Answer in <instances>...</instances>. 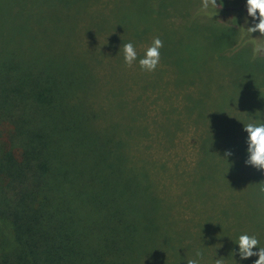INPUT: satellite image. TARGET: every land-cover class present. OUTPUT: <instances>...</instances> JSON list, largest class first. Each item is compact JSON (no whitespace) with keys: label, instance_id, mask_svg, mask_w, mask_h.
Here are the masks:
<instances>
[{"label":"rangeland","instance_id":"1","mask_svg":"<svg viewBox=\"0 0 264 264\" xmlns=\"http://www.w3.org/2000/svg\"><path fill=\"white\" fill-rule=\"evenodd\" d=\"M155 2L159 3L0 0V47L28 35L27 28L38 42L51 36L44 43L50 44L49 57L60 67L88 73L84 82L101 87L110 103L125 102L134 111L143 108L136 131L174 137L170 147L135 149L128 168L162 184L158 197L165 206L161 208L186 203L189 218L182 210L168 208L170 224L165 223L158 233L155 230L150 244L138 247L147 253L135 258L134 264H187L197 251L203 254L200 264H215L217 259H223V264H254L257 257L240 259L237 242L247 234L264 247V198L259 193L264 172L245 165L247 134L243 131L250 120L264 119V89L252 91L264 86V62L247 61V51H242L245 62L241 57H220L224 39L216 31L221 29L220 35L225 31V42L230 44L237 36L235 27L195 22L194 31L182 30L191 24V7L201 0ZM70 3L78 5L61 11L62 20L51 35L47 20ZM217 3L231 21L246 22L248 27L258 23L248 17L246 0ZM252 34L258 37L257 45L264 44L258 32ZM155 37L163 41L160 64L147 73L138 61ZM128 42L137 52L132 67L123 60V46ZM185 84H191L190 88ZM175 185L178 193L171 191ZM11 239L9 224L0 221V264L12 262Z\"/></svg>","mask_w":264,"mask_h":264},{"label":"trees","instance_id":"2","mask_svg":"<svg viewBox=\"0 0 264 264\" xmlns=\"http://www.w3.org/2000/svg\"><path fill=\"white\" fill-rule=\"evenodd\" d=\"M76 5L62 6L47 20L51 35L61 11ZM225 12L193 6L191 24L181 29L194 31L195 22L235 27L230 44L225 31L221 36L217 29L224 39L220 57L245 62L242 51H247V61L263 63L264 51H254L258 37L246 32V22L231 21ZM25 32L15 44L0 47V221L9 224L12 236L7 264H134L147 253L138 247L170 224L167 209L175 206L161 208L162 184L131 172V153L170 147L174 137L136 131L142 107L134 111L128 103L106 101L101 87L84 82L88 73L60 67L49 57L52 47L44 42L51 36L38 42L29 36L30 28ZM175 208L189 218L186 203Z\"/></svg>","mask_w":264,"mask_h":264},{"label":"clouds","instance_id":"3","mask_svg":"<svg viewBox=\"0 0 264 264\" xmlns=\"http://www.w3.org/2000/svg\"><path fill=\"white\" fill-rule=\"evenodd\" d=\"M222 7L218 5L217 0H201V10L207 12L210 8L217 9ZM246 11L248 17H251L254 23L248 27V34L258 32L264 36V0H246ZM163 47V41L159 37H155L150 47L146 49L143 58L138 61L142 71L147 73L154 72L160 64V49ZM255 53L264 51V44H258L254 49ZM123 60L127 67H132L137 61V52L133 43L128 42L123 46ZM243 131L247 134L246 138V166H251L261 172H264V119L250 120L244 124ZM226 156H230L231 152H226ZM259 193L264 198V182L260 183ZM238 255L241 260H247L250 257H257L254 264H264V247H258L259 240L255 236L242 234L238 238ZM258 249V251H253ZM202 252L197 251L194 258H189L187 264H200ZM215 264H223V259L215 260Z\"/></svg>","mask_w":264,"mask_h":264}]
</instances>
